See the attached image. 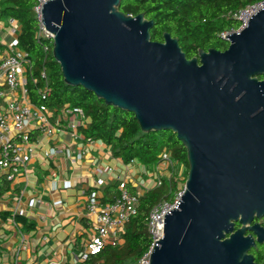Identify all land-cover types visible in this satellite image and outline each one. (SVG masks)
Instances as JSON below:
<instances>
[{
    "label": "water",
    "instance_id": "water-1",
    "mask_svg": "<svg viewBox=\"0 0 264 264\" xmlns=\"http://www.w3.org/2000/svg\"><path fill=\"white\" fill-rule=\"evenodd\" d=\"M121 2L48 0L42 22L67 84L133 112L144 131L173 130L187 149L185 192L151 264H264L251 252L264 244V6L225 35L227 49L189 58Z\"/></svg>",
    "mask_w": 264,
    "mask_h": 264
},
{
    "label": "trees",
    "instance_id": "trees-1",
    "mask_svg": "<svg viewBox=\"0 0 264 264\" xmlns=\"http://www.w3.org/2000/svg\"><path fill=\"white\" fill-rule=\"evenodd\" d=\"M257 1L122 0L120 9L134 15L144 12L148 19L154 20L151 28L153 40L164 41V33L170 32L179 38L187 57L192 58L198 55L201 48L227 49L229 40L224 39L221 33L236 30L241 25L238 19L227 17V13ZM37 3L38 0H0V19L13 18L20 25L19 47L28 53L30 59L27 68L31 102L46 106L54 115L65 105L81 107L90 118L89 123L79 127L85 139L102 140L111 147L112 155L125 163L138 161L146 166L160 163V155L164 150H168L175 161L171 174L163 177L160 185L141 195L138 210L130 216L122 234L124 243L107 244L98 253L90 254L79 263L136 264L153 240L148 230L152 207L162 199H173L179 185L186 182L189 173L187 149L173 130L144 131L133 112L107 104L104 99L81 85L67 84L60 63L53 55V39L39 35L40 21L34 10ZM43 71L46 72L45 77ZM47 85L49 89L43 97L42 92ZM36 136L37 132L31 133L33 141L37 139ZM179 166L185 168L183 181L179 178ZM11 183L12 180L6 175H0V197L12 188ZM119 183L120 180H116L105 185L103 200L109 201L119 192ZM128 186L132 192H137V188L130 182ZM8 216L30 229L34 227V223L21 214L0 212V217ZM240 225L237 222V227ZM251 251L256 261H264V247Z\"/></svg>",
    "mask_w": 264,
    "mask_h": 264
},
{
    "label": "crops",
    "instance_id": "crops-1",
    "mask_svg": "<svg viewBox=\"0 0 264 264\" xmlns=\"http://www.w3.org/2000/svg\"><path fill=\"white\" fill-rule=\"evenodd\" d=\"M14 26L20 27L12 18L0 19V49L7 50ZM21 94V90L8 91V96L21 98ZM60 112L54 115L50 111L53 122L58 121ZM72 119L61 118L67 127L52 137L32 131L37 132L35 151L26 168L12 180V188L0 197V212L21 214L34 227L17 223L11 216L0 217V264H79L83 260L78 255L95 232L94 217L87 208L88 193L95 190L100 200L106 201L105 185L122 178L142 191L160 167L159 163H125L114 157L102 140L87 141L79 128L73 132L68 126ZM89 121L87 117L86 123ZM52 146L61 151L49 155ZM0 175L6 174L0 170ZM99 177L105 184L97 183ZM122 234L118 244L124 243Z\"/></svg>",
    "mask_w": 264,
    "mask_h": 264
},
{
    "label": "built area",
    "instance_id": "built-area-1",
    "mask_svg": "<svg viewBox=\"0 0 264 264\" xmlns=\"http://www.w3.org/2000/svg\"><path fill=\"white\" fill-rule=\"evenodd\" d=\"M48 0H38L34 10L39 18V35H48L42 22V8ZM264 6V0L227 13V17L238 19L241 23L236 30L224 31L221 36L243 29L251 17L259 8ZM12 21L14 19L12 18ZM14 38L8 43L7 50L0 49V170L8 179L13 180L27 166L35 151V141L31 139L33 130H38L46 137L55 136L67 127L61 120L64 116L73 117L68 126L76 132L82 125H86L87 115L79 106L65 105L61 108L60 118L57 122L52 121L48 108L44 105H37L29 100L28 95V68L30 63L28 53L19 47L17 27L12 28ZM47 49V47H45ZM42 75L45 77L46 72ZM9 89V90H8ZM48 85L43 89V97L48 91ZM21 90V98L17 95L8 96V91ZM58 116V117H59ZM93 141V140H90ZM61 151L60 147L52 146L49 155ZM79 153L78 157H82ZM160 167L154 170L151 183L144 184L142 191L132 192L128 186L129 180L122 178L119 183V192L111 200L103 202L100 200L97 191H90L87 195V208L94 217L95 232L87 241L85 248L78 255V258L85 260L90 254L98 253L105 245L119 243L120 236L125 232V226L131 215L135 214L140 205L141 195L144 191L160 185L161 169H169L175 165V161L168 150L161 153ZM99 185L105 184V179H97ZM186 188V183H181L173 199H162L155 204L149 214L148 230L152 235L150 247L139 257L137 264H151V254L156 240L163 237L164 216L166 212L177 206ZM32 203L34 200L31 201Z\"/></svg>",
    "mask_w": 264,
    "mask_h": 264
},
{
    "label": "rangeland",
    "instance_id": "rangeland-1",
    "mask_svg": "<svg viewBox=\"0 0 264 264\" xmlns=\"http://www.w3.org/2000/svg\"><path fill=\"white\" fill-rule=\"evenodd\" d=\"M178 168V174H179V178L183 181L184 177H185V168L184 167H177ZM160 175L161 177H165V176H169L171 174V171L169 169H161L160 170Z\"/></svg>",
    "mask_w": 264,
    "mask_h": 264
},
{
    "label": "flooded vegetation",
    "instance_id": "flooded-vegetation-1",
    "mask_svg": "<svg viewBox=\"0 0 264 264\" xmlns=\"http://www.w3.org/2000/svg\"><path fill=\"white\" fill-rule=\"evenodd\" d=\"M261 219H264V216ZM261 219L256 217L254 221L257 222V221H260ZM262 247H264V244H258V247L257 248H252V250H257L258 248H262ZM260 263H264V261L260 262Z\"/></svg>",
    "mask_w": 264,
    "mask_h": 264
}]
</instances>
